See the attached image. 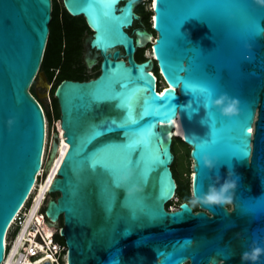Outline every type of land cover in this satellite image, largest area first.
Masks as SVG:
<instances>
[{"label": "water", "instance_id": "obj_1", "mask_svg": "<svg viewBox=\"0 0 264 264\" xmlns=\"http://www.w3.org/2000/svg\"><path fill=\"white\" fill-rule=\"evenodd\" d=\"M140 1L63 0L92 30L87 65L96 61L92 50L102 58L97 77L64 79L55 91L68 148L47 213L63 218L67 263L264 264V5L154 0L153 57L140 62L138 36L150 35L130 30L141 20ZM52 10V0H0V264L42 166L47 117L30 89L46 77L40 66ZM155 62L170 85L162 92ZM191 84L211 87L212 99L238 98L241 111L227 117L206 107ZM175 118L186 139H171ZM175 138L191 147L197 212L187 201L166 206L177 191ZM230 172L238 177L231 209L200 203L217 175L222 184ZM254 248L256 259L245 255Z\"/></svg>", "mask_w": 264, "mask_h": 264}, {"label": "built area", "instance_id": "obj_2", "mask_svg": "<svg viewBox=\"0 0 264 264\" xmlns=\"http://www.w3.org/2000/svg\"><path fill=\"white\" fill-rule=\"evenodd\" d=\"M59 124L60 119L49 122L42 166L27 200L10 225L1 264H68L67 244L59 238L62 237L60 230L63 225L60 220H52L47 213L49 201L56 197L49 190L63 160L59 148L48 164L54 135L59 133L61 136ZM178 200L175 195L171 201L175 203ZM178 206L171 208L170 205L169 210L178 209Z\"/></svg>", "mask_w": 264, "mask_h": 264}, {"label": "trees", "instance_id": "obj_3", "mask_svg": "<svg viewBox=\"0 0 264 264\" xmlns=\"http://www.w3.org/2000/svg\"><path fill=\"white\" fill-rule=\"evenodd\" d=\"M152 0H149V3ZM53 10H52V20L50 22V32L48 35V40L46 48L44 51L43 60L41 62L40 71H43L46 74L48 81L54 86L52 90V101L50 105H44L43 101L37 96L35 84L31 87V92L34 96L37 97L39 102L42 104L46 117L48 121L51 122L55 119H60V109L58 105L57 98L55 97L54 91L58 85L64 79H73V80H89L95 78L100 74V67L95 70L93 74L87 73V63L84 59V50H85V34L88 31L92 30L87 24V21L84 16H73L66 9L63 1L61 0H52ZM135 12L140 15L143 23L146 27L151 30L153 33L155 30L151 26V17L154 12L153 9H146V3H139ZM135 57L138 61H145L147 57L145 56V49L139 47L136 51ZM154 72L156 76H160L159 68L157 64L154 66ZM159 81V77H158ZM159 85V83H158ZM160 90L159 92H161ZM186 146V160L191 159L189 148L180 138H177ZM172 150L175 154V160L172 165V170L177 181V191L176 196L179 198V204L184 201H188L191 198V185L188 180V173H183V179L180 181L177 179L175 172V161L177 156V151L175 148V140L172 145ZM189 170V169H188ZM174 201L167 203V208ZM60 223L63 225V218L60 219ZM61 240H64L62 237H59Z\"/></svg>", "mask_w": 264, "mask_h": 264}, {"label": "rangeland", "instance_id": "obj_4", "mask_svg": "<svg viewBox=\"0 0 264 264\" xmlns=\"http://www.w3.org/2000/svg\"><path fill=\"white\" fill-rule=\"evenodd\" d=\"M63 1V0H61ZM153 1V0H152ZM152 1L149 3V0H141L140 3H146V9L150 10L152 9L151 8V4H152ZM64 3V2H63ZM151 26L153 27L154 26V23H153V18L151 17ZM146 28L149 32H150V35L149 36H142L141 37V42L140 45L142 48L145 49V56L148 58H152L153 57V44L155 43V40L157 38V34L154 32H152L151 30H149L146 25L143 23L142 19L138 22L135 23V25L130 28V30L136 28L135 30L137 29H140V28ZM92 35V32L91 31H88L86 34H85V50H84V59L86 61V58H87V54L90 50V47H89V40H90V37ZM140 37H138V40H139ZM96 54V61L92 64V63H89L87 65V73L88 74H93L95 72L96 69H98V67H100V63L102 61V58L101 56L99 55V53L97 51H94L92 50V55ZM43 72V71H42ZM44 73V72H43ZM45 74V73H44ZM46 76V74H45ZM161 78V79H160ZM46 79V80H45ZM159 83L161 84L162 87H165V80L163 79L162 76L159 77ZM35 88H36V94L37 96L43 101V104L46 106L50 105L51 101H52V90H53V85H51V83L48 81L47 77H43L41 74L38 75V77L36 78L35 82ZM165 88H163L164 90ZM162 90V91H163ZM161 91V92H162ZM55 93V91H54ZM47 127H49V121L47 119ZM175 140V148H176V151H177V156H176V161H175V172H176V176H177V179L178 180H182L183 179V173L184 172H189L188 173V180H189V183L190 185H192V177L191 175L193 174V169H192V159H187L186 160V155H185V151H186V146L184 143H182L180 140H178L177 138L174 139ZM191 149L189 148V151ZM189 169V170H188ZM191 201H193V196H192V192H191ZM178 206V203L177 202H173L171 204V208L172 207H177Z\"/></svg>", "mask_w": 264, "mask_h": 264}, {"label": "clouds", "instance_id": "obj_5", "mask_svg": "<svg viewBox=\"0 0 264 264\" xmlns=\"http://www.w3.org/2000/svg\"><path fill=\"white\" fill-rule=\"evenodd\" d=\"M256 2L264 5V0H256ZM181 82L184 83L183 81ZM189 87L204 97L206 107L208 104L214 105L221 110L224 116L233 117L241 111V101L238 98L223 94L218 98L212 99L213 91L208 85L191 84ZM11 123L12 121L10 120L9 124L11 125ZM203 161L205 166L210 170L215 169L217 166L216 162L208 154L203 156ZM219 181L220 177L217 175V182L209 185L208 192L200 203L208 206H223L232 203L237 188L238 177H235L234 173L230 172L228 178L222 184ZM260 252V248H254L251 254L246 253L245 255H250L252 259H256Z\"/></svg>", "mask_w": 264, "mask_h": 264}, {"label": "bare ground", "instance_id": "obj_6", "mask_svg": "<svg viewBox=\"0 0 264 264\" xmlns=\"http://www.w3.org/2000/svg\"><path fill=\"white\" fill-rule=\"evenodd\" d=\"M153 1H152V4H151L152 7L154 5V2ZM147 36H149V35H147ZM138 37H140L139 38V42H141V37L142 36H138ZM168 86H170V85L166 84V86L164 88H166ZM169 122L173 124V127L171 128V130L169 132V135H170L171 139L173 138L174 135L175 136H180V137L186 139V136L184 134V131H183V129L181 127V124L179 122V119L178 118H175L173 120H170ZM59 130H60V133H61L60 142H59V148L61 150V155L64 156V154H65V152H66V150L68 148V144L65 142V139L62 137L63 130L60 127V124H59ZM251 132H254V127L252 128V131ZM5 244H6V239H5Z\"/></svg>", "mask_w": 264, "mask_h": 264}, {"label": "flooded vegetation", "instance_id": "obj_7", "mask_svg": "<svg viewBox=\"0 0 264 264\" xmlns=\"http://www.w3.org/2000/svg\"><path fill=\"white\" fill-rule=\"evenodd\" d=\"M135 29H136V28H134V29H132V30H135ZM155 33H156V31H155ZM156 34H157V33H156ZM155 64H156V62H155ZM158 77H160V76H158ZM160 79H161V78H160ZM45 80H46V79H45ZM158 88H159L160 90H163L164 87H162L161 84L159 83ZM187 202L193 207V209H194L195 212H197V211L200 210L199 205L196 203V201H195L194 198H193V201H191V198H190ZM193 204H195V205L193 206ZM227 207H228L229 209H231V207H232L231 203H230V204H227ZM168 208H169V207H168Z\"/></svg>", "mask_w": 264, "mask_h": 264}, {"label": "snow or ice", "instance_id": "obj_8", "mask_svg": "<svg viewBox=\"0 0 264 264\" xmlns=\"http://www.w3.org/2000/svg\"><path fill=\"white\" fill-rule=\"evenodd\" d=\"M247 130H248V132H250L251 131V128H248Z\"/></svg>", "mask_w": 264, "mask_h": 264}]
</instances>
